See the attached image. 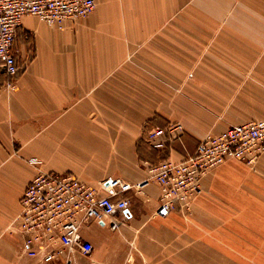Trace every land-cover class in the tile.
I'll return each instance as SVG.
<instances>
[{"label": "crops", "instance_id": "obj_1", "mask_svg": "<svg viewBox=\"0 0 264 264\" xmlns=\"http://www.w3.org/2000/svg\"><path fill=\"white\" fill-rule=\"evenodd\" d=\"M64 26L24 17L12 89L0 71V264H40L13 225L39 171L135 184L264 119V0H96ZM171 123L182 134L154 148L148 133ZM159 195L155 182L131 189L120 215L83 226L80 264H264V153L209 171L187 214L154 216Z\"/></svg>", "mask_w": 264, "mask_h": 264}, {"label": "built area", "instance_id": "obj_2", "mask_svg": "<svg viewBox=\"0 0 264 264\" xmlns=\"http://www.w3.org/2000/svg\"><path fill=\"white\" fill-rule=\"evenodd\" d=\"M95 7L96 0H0V71L6 77V88L14 87L20 71L16 37L24 17H36L47 26L63 29L66 23L86 18ZM182 132L181 124L171 123L165 130L150 131L147 138L154 148H161L166 137L176 138ZM263 153L264 119L241 122L205 136L193 154L179 162L164 160L149 165L146 178L135 184L109 177L95 188L72 174L39 171L27 185L13 223L22 255L40 264H69L74 252L89 255L93 249L82 236L83 226L120 215L129 204L121 197L125 192H141L155 182L160 195L154 216L166 218L175 209L184 215L203 191L209 171L228 160L252 167ZM29 163L38 161L32 158ZM118 223L109 226L115 230Z\"/></svg>", "mask_w": 264, "mask_h": 264}, {"label": "rangeland", "instance_id": "obj_3", "mask_svg": "<svg viewBox=\"0 0 264 264\" xmlns=\"http://www.w3.org/2000/svg\"><path fill=\"white\" fill-rule=\"evenodd\" d=\"M86 256H88V255H82L80 253H76L72 256L73 258L71 257L72 261L69 264H80L81 261H84L86 259ZM58 264H65V263H58ZM84 264H86V263H84Z\"/></svg>", "mask_w": 264, "mask_h": 264}]
</instances>
